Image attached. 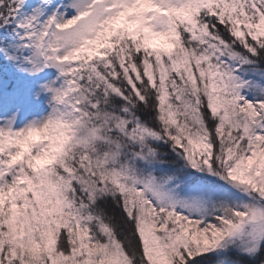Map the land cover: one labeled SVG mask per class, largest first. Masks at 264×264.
<instances>
[{
    "label": "snow or ice",
    "instance_id": "snow-or-ice-1",
    "mask_svg": "<svg viewBox=\"0 0 264 264\" xmlns=\"http://www.w3.org/2000/svg\"><path fill=\"white\" fill-rule=\"evenodd\" d=\"M0 264H264V0H0Z\"/></svg>",
    "mask_w": 264,
    "mask_h": 264
}]
</instances>
